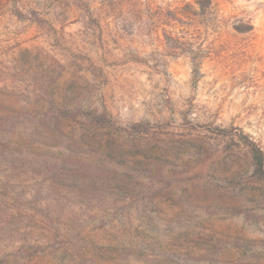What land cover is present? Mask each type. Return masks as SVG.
I'll list each match as a JSON object with an SVG mask.
<instances>
[{
	"label": "rangeland",
	"instance_id": "obj_1",
	"mask_svg": "<svg viewBox=\"0 0 264 264\" xmlns=\"http://www.w3.org/2000/svg\"><path fill=\"white\" fill-rule=\"evenodd\" d=\"M238 131L264 0H0V264H264Z\"/></svg>",
	"mask_w": 264,
	"mask_h": 264
},
{
	"label": "trees",
	"instance_id": "obj_2",
	"mask_svg": "<svg viewBox=\"0 0 264 264\" xmlns=\"http://www.w3.org/2000/svg\"><path fill=\"white\" fill-rule=\"evenodd\" d=\"M164 37H167L164 29ZM92 121L95 124H111V119L105 115V113L94 114ZM143 125L141 123H134L129 127V131L132 133H139L143 131ZM217 132L228 133L230 130L224 128H213ZM238 138V142L244 147L243 156L248 160L252 166V176L264 183V149L256 142L250 135L238 131L234 134Z\"/></svg>",
	"mask_w": 264,
	"mask_h": 264
}]
</instances>
